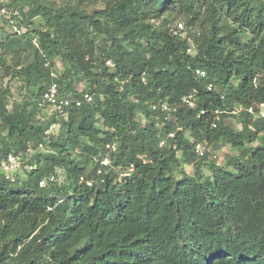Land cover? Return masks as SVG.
<instances>
[{
	"label": "trees",
	"instance_id": "1",
	"mask_svg": "<svg viewBox=\"0 0 264 264\" xmlns=\"http://www.w3.org/2000/svg\"><path fill=\"white\" fill-rule=\"evenodd\" d=\"M26 1L9 10L25 34L9 20L14 32L0 33V75L13 73L11 52L34 48L15 72L32 99L9 111L0 88V264H264V119L225 114L264 104V0H103L93 11ZM53 70L60 92L83 102L58 134L37 104ZM190 94L194 109L182 103ZM161 103L170 116L153 110ZM200 141L238 157L198 161ZM28 143L36 169L6 181L3 159Z\"/></svg>",
	"mask_w": 264,
	"mask_h": 264
},
{
	"label": "built area",
	"instance_id": "2",
	"mask_svg": "<svg viewBox=\"0 0 264 264\" xmlns=\"http://www.w3.org/2000/svg\"><path fill=\"white\" fill-rule=\"evenodd\" d=\"M2 12L5 14L11 15L9 21L14 25V22L16 19L14 18L15 13L12 12H6L5 8H1ZM15 31L18 33V35L25 34L26 30L24 28H18L15 26ZM33 42L37 45V39H34ZM194 52V48L191 47L188 49V54H192ZM109 65H111L110 62H108ZM57 69V68H56ZM195 75L200 79H206L207 73L203 71L202 69H196ZM51 78L52 83L50 86L44 91L40 99L38 100L37 104L39 109L42 110V112H45L47 117L45 116V119H51L55 118L57 122H54L50 129L47 131L48 134H52L54 131L58 132L61 128V122L60 120L66 118L68 115V108L72 106V104L75 103L77 107H80L82 105V101H73L64 94H62L59 90L58 84L55 80L58 79V71L53 70L51 72ZM143 82H146V78L143 76L142 78ZM209 90L213 89V85L210 84L208 86ZM85 100L90 101L91 98L88 94L85 96ZM182 103L188 106L189 108L194 109L196 107L195 102V96L194 94L187 95L183 97ZM162 109L163 112L167 113L169 116L171 115L172 108L167 103H161L159 105H154L153 110ZM205 111H201V115H205ZM242 113H249L253 115L256 119H264V104L252 106V107H245V106H236L233 109H230V111L225 112V114L229 116H238ZM170 118V117H169ZM168 119V118H166ZM220 114L217 116L216 121H219ZM44 120V118H43ZM214 121L212 123V128H217V122ZM55 134V133H54ZM176 137V133H170L168 135L169 139H174ZM166 140H163L160 144V146H165ZM44 148L43 144H40L39 150H42ZM175 148V147H174ZM193 152L198 161L203 160L205 158H209L211 161L215 162V164L219 167L223 166V163L221 162L220 154L217 151H214L212 149V146L207 143V141H200L195 142L193 147ZM34 154V148L32 147V144H27L26 152L14 154L9 153L5 156L2 164H1V172L3 174V177L6 181L15 182L16 177L20 174L22 169H25L26 171H32L36 169V167L29 165L28 160L33 156ZM108 160L104 159L102 161V164L104 166L108 165ZM135 169L134 166H131V171ZM123 176H129V174H122ZM50 182H55L56 178L55 176H51L50 179H48ZM48 180H43L40 182V187H45Z\"/></svg>",
	"mask_w": 264,
	"mask_h": 264
},
{
	"label": "rangeland",
	"instance_id": "3",
	"mask_svg": "<svg viewBox=\"0 0 264 264\" xmlns=\"http://www.w3.org/2000/svg\"><path fill=\"white\" fill-rule=\"evenodd\" d=\"M68 1H70L71 4H75L76 0H73V1H71V0H55L54 2L57 6H60V5H66L68 3ZM1 7L5 8L6 12H9V10L11 11L13 9L16 10V8H18V7L24 8L28 11L27 7L29 8V5H28L26 0H20V1L19 0H15V1L0 0V8ZM82 7H84L88 11H93L95 9H103L104 3H103V0H85ZM29 14H30V12H29ZM10 17H11V15H9L8 13L4 15L2 10H0V33L3 35H6V36H9L10 34H12L14 32L13 28L8 26L4 22V20H9L7 18H10ZM13 22H14V26L17 24L19 25V21L15 20ZM33 22L35 24H37L38 26L44 25V20L41 16H37V17L33 18ZM179 23H181L180 20L175 21L173 23L174 24L173 28H179L177 25ZM1 38H0V41L4 40L7 37H4V39H1ZM20 49L21 50L16 52V53L11 52L9 54V56L6 57L8 64L11 65L13 68V73L9 74V75L6 74L4 76L0 75V88L10 90V97H9V104H8V110L9 111H12L15 106H20L24 102H28L29 100L32 99V97H31L32 87L29 84H27L19 74L15 73V72H19L21 67H27L28 65H30L31 63L34 62V48L27 46L24 43ZM2 53H3V51L0 48V55ZM18 63L21 64L20 67H16L18 65ZM58 68L59 69L62 68V63L58 64ZM78 89L83 90L84 85L83 84L79 85ZM42 113L44 116L47 117L45 112H42ZM227 123L235 126L236 128H239V129L241 128L240 125L238 124L237 119H235V118H228ZM0 124H1V121H0ZM0 133L2 134V136H5V134H6L3 131H0ZM54 133L58 134L59 132L54 131L52 134H54ZM257 145H258V143L255 146H257ZM218 146L219 147H215V149H213V148L212 149L214 151H217L220 154V158H221V162L223 163V166L230 165L231 164L230 160H235L238 157V153L236 151L232 150L231 147L221 146V145H218ZM210 162H211V160L208 159L207 163H210ZM231 169L232 168H230V170ZM185 170H186V172H188L190 174H194L193 166H190V167L185 166ZM203 172L206 175H210L209 170L206 168L203 169ZM58 173H59V176L61 177L62 173L61 172H58ZM24 175L26 176V170L22 169L20 174L16 177V181L18 180V178H23ZM58 180H59V182H61L62 178H59Z\"/></svg>",
	"mask_w": 264,
	"mask_h": 264
},
{
	"label": "crops",
	"instance_id": "4",
	"mask_svg": "<svg viewBox=\"0 0 264 264\" xmlns=\"http://www.w3.org/2000/svg\"><path fill=\"white\" fill-rule=\"evenodd\" d=\"M190 167V166H189Z\"/></svg>",
	"mask_w": 264,
	"mask_h": 264
}]
</instances>
